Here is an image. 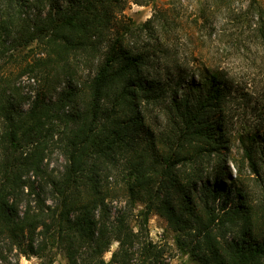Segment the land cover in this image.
Instances as JSON below:
<instances>
[{
	"label": "trees",
	"instance_id": "16d2710c",
	"mask_svg": "<svg viewBox=\"0 0 264 264\" xmlns=\"http://www.w3.org/2000/svg\"><path fill=\"white\" fill-rule=\"evenodd\" d=\"M122 7L0 0L1 264L11 252L52 250L67 264H158L160 246L127 221L137 202L143 224L162 217L196 264H264V190L253 204L241 173L223 164L235 96L222 71L193 55L212 35L264 47V6L204 0L189 20L155 6L140 24L119 18ZM28 46L38 51L16 55ZM154 108L167 115L163 130L147 122ZM238 137L259 175L264 145Z\"/></svg>",
	"mask_w": 264,
	"mask_h": 264
},
{
	"label": "rangeland",
	"instance_id": "374dc122",
	"mask_svg": "<svg viewBox=\"0 0 264 264\" xmlns=\"http://www.w3.org/2000/svg\"><path fill=\"white\" fill-rule=\"evenodd\" d=\"M203 1L204 0H122V9L116 12L119 18L124 20L130 18L135 24H140L151 15L155 6L163 8L172 7L174 8L173 14H178L183 20H189L198 14L199 9L203 5ZM236 1L238 4L245 7L250 0ZM258 1L264 6V0ZM212 19L213 26L219 28L223 21L222 17L215 16L212 17ZM185 28L189 29V27ZM178 40L182 43L185 42L184 37ZM205 44L203 49H201L202 51L192 48L193 55L197 59L194 62L202 63L206 61L214 68H218L222 71L235 96L230 103L232 121L229 125V141L224 148L226 157L223 164L226 169L231 170V175L233 177L236 172L239 171L241 173V178L245 185L251 187V201L253 204H256V199L264 190V166L259 168V175H255V173L250 170L247 161L243 159V146L238 136L242 134V140L246 144L254 141L257 144L264 145V47L259 43L246 42L239 48H233L231 45L227 44L225 36L219 37L218 35H212L210 39L207 38ZM207 44H209V46ZM33 45L34 43L30 46ZM30 46L18 48L15 52L16 55L20 58H30L34 53L33 51H38L33 47L32 50L28 52ZM199 51H201L202 54L199 53ZM180 56L181 58L185 56V47L181 50ZM13 69L15 71L16 67ZM28 81L26 76H22L19 78L18 83L30 88L31 86L28 85ZM167 120V115L161 113L158 108H154L148 113L147 122L155 131L163 130L167 126ZM250 138H254V140ZM59 161L60 155L57 150L54 149L50 157V164L53 165ZM222 182L226 186L232 184L231 179H222ZM111 206V216H113L122 208L123 200L114 201L111 203ZM141 208V203L137 202L134 207L131 208V211H128L127 221L132 229L140 235L141 239L147 236L153 243L160 246L162 256L159 258L158 264H196L188 255L183 254L177 249L174 241L175 232L166 227V222L162 217L152 213L149 215L146 225L143 224V217L139 213ZM117 247L118 243L113 242L110 249L104 252L103 258L105 261L109 260L112 250ZM7 257L8 260L4 264H67V259L60 250H52L49 255L42 259L34 255L17 256L14 252L8 253Z\"/></svg>",
	"mask_w": 264,
	"mask_h": 264
}]
</instances>
